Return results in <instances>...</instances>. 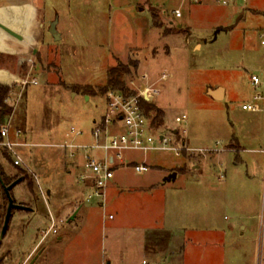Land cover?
<instances>
[{
	"label": "rangeland",
	"instance_id": "obj_1",
	"mask_svg": "<svg viewBox=\"0 0 264 264\" xmlns=\"http://www.w3.org/2000/svg\"><path fill=\"white\" fill-rule=\"evenodd\" d=\"M37 4L45 41L28 77H34L36 83H12L6 99L11 106L7 118L10 137L31 143L17 147L29 170L14 166L0 145V229L7 206L1 182L7 185L20 179L9 194L14 203L29 205L34 212L11 210L0 239L1 264H100L101 259H112L113 264H177V251L171 245L177 238H185L188 245L189 233L178 228L189 219L185 217L188 200L171 195L164 198V189L150 184L162 183L157 177L159 166L178 172L168 185L181 188L192 180L189 171L179 170L183 158L190 161L197 156L185 151L179 155L162 150L123 152L124 158L146 159L148 169L135 171L126 160L114 171L104 205L98 206L96 200L85 199L83 186L76 180L78 167L59 144L92 139L93 120L105 112L104 93L98 85L104 82L106 70L117 62L137 61V67L130 65L122 79L128 91L140 93L146 86L152 90L153 99L143 100L166 112L165 125L162 122L156 128L163 131L182 126L188 146L222 147L223 142L215 139L223 131L231 132L236 117L250 113L241 109L236 85L249 89L251 73L260 74L264 69V47L258 37V27L264 24V0H233L228 5L187 0H37ZM176 7H180L181 17L171 15ZM53 21L59 39L47 29ZM178 21L183 23L181 31L176 30ZM164 28L176 35H162ZM14 61L7 59L9 65ZM20 70L24 76V69ZM72 83L90 84L94 92L88 98L72 95ZM219 84L227 92L235 88L233 99L209 98L206 86ZM181 114L186 121L177 124L174 118ZM16 127L22 133L14 138ZM70 127L81 134L71 133ZM252 155L258 162L249 166L233 164V152H228V165L214 166V160L209 161L211 170L205 178L216 185L228 182V186L226 202L209 204L208 209L221 230L227 224L231 228L221 249L192 250L184 264H196L197 260L203 264H256L259 226L254 232L249 226L240 228L242 222L258 223V216L254 220L244 215L257 206L262 213L264 205V160L261 154ZM220 174L223 176L218 177ZM49 179L71 186L72 197L65 196L70 202L41 196L39 187L44 191ZM244 179L246 186L241 183ZM70 203L79 209L75 220L65 216ZM55 204L64 207L56 212ZM51 218L54 225L48 231ZM155 255L161 257L160 263Z\"/></svg>",
	"mask_w": 264,
	"mask_h": 264
},
{
	"label": "crops",
	"instance_id": "obj_2",
	"mask_svg": "<svg viewBox=\"0 0 264 264\" xmlns=\"http://www.w3.org/2000/svg\"><path fill=\"white\" fill-rule=\"evenodd\" d=\"M17 6H29L28 11V21H27V27L26 31L24 33L11 28L8 26L5 21H3L0 17V22L7 27H9L14 32L18 33L21 38H17L15 36L7 34L5 31L0 29V74L5 73L6 75L12 76V78L8 82H3L0 80V83L6 86H10L12 83L20 84L22 80L29 81L28 77L30 76V72L32 68L34 67L35 58L37 57V53H39L41 46L44 43V29L43 24L44 21L40 14V9L37 4V0H30L26 2H22L20 0H0V10H9L12 7ZM253 11H257V8H251ZM236 12V11H233ZM235 14V13H234ZM181 17V16H180ZM177 27H183V23L181 21H178L176 23ZM264 28L263 26L258 27V31ZM172 35H176L171 33ZM166 34V35H171ZM163 35V34H162ZM185 39H187V35H185ZM167 46V45H165ZM200 47V45H198ZM14 59V64L9 65L7 62V59ZM24 69L22 73H25L24 76H21V70ZM261 73H263L262 77L264 78V69L261 70ZM252 74V73H251ZM34 78V77H32ZM20 82V83H19ZM249 83L252 85L251 81ZM27 84V83H26ZM73 84V83H72ZM239 85V84H238ZM236 85V91L238 90L237 94L241 99V104L247 101H251L252 94L254 92L253 86L249 89L244 90V87H240ZM261 90L263 89V86L260 87ZM219 91V98H215L214 95L210 93L211 91L216 92ZM235 88H231L229 92H227V88L221 84L216 86L208 85L206 86V94L209 96V98L213 100H225L226 98L233 99V92ZM72 91V90H71ZM75 92L72 91V95H74ZM214 94V93H213ZM89 96H87L88 98ZM240 104V105H241ZM259 109L257 111H250V113L240 115L236 117V120L234 123L235 127H231L232 130L230 133H226V131H223L221 136L216 138L215 140H219L223 142V146L220 148H213L214 150H211L209 152V155H196V158H193L190 161H187L183 158V161L181 163V166L179 167V170L183 173L186 171H189L192 180L186 184H183L181 188H174L170 187L168 184L171 183V181L175 180L178 172H176L175 178H170L169 180H166L165 178L173 171V168H162L157 166V172H158V178L163 179L162 183H159L158 181L151 182L150 186H158V188L164 189V198L169 197L170 195L174 198L180 197L181 199H187L188 205H189V211L185 215V217H188L187 223L180 224L178 226L179 229H183L185 233H189V237L186 236L188 240V245H185V238H177L175 240V244L171 245V249L177 251L176 256H174L175 261L177 264H184L185 256L186 259L189 258L190 253L192 250L201 249V247L207 248H213L217 247L218 249H221L223 247V237L226 234V231L230 230L231 225L227 224L225 229H220L217 224L215 223L213 219V213L211 212V209H208V205H213L214 203L219 205L221 202H226V190L225 186H228V182L223 183L221 185L213 184L209 179L205 178L209 175V172L211 170V165L209 161H213L212 165H216L217 163L223 164L225 162L226 165L230 164L228 152H233V164H237L239 162L244 163L245 166H249V164L254 165L256 161L258 162V159L254 157V155L251 156V154H261L262 160H264V103L262 101L258 102ZM164 112L163 116V122L165 125V116L166 112L164 109H162ZM257 112H262L263 114H260ZM18 129L22 133L21 128L16 127L15 130ZM14 130V138L17 136L15 135ZM11 138V137H10ZM90 138H92L90 136ZM12 139V138H11ZM15 140V139H13ZM26 142L25 140H22ZM90 141L87 142H80V143H90ZM186 141L188 143V140L186 138ZM62 143V142H61ZM30 142H26L27 146L30 145ZM207 157H205V156ZM254 157V158H253ZM260 158V156L258 157ZM125 161L127 160L128 163L135 164V163H144L148 165L146 159H141L140 161H137L135 158H124ZM253 162V163H252ZM255 162V163H254ZM116 170V169H115ZM223 176L220 174L218 177ZM114 179H111L109 182L106 190H105V198L102 203L97 202L98 206H103L104 202L106 201L107 196V189L112 185V181ZM241 183L243 186L247 185V180H241ZM83 186V185H82ZM160 186V187H159ZM169 186V187H166ZM42 188V187H41ZM60 188V189H59ZM84 189V187H83ZM156 189V188H155ZM85 191V190H83ZM44 193L45 197L48 199L50 198L52 201H57L61 199H66L64 202H70L69 199L67 200V197H65L67 194L68 197H72V188L67 183L64 184V186L59 185L56 181L49 179L46 181V185L44 187ZM61 193V196L59 197V194ZM251 196V195H250ZM254 197L257 199V196L254 195ZM202 206V207H199ZM63 205L57 206V204L54 205V210L56 212H60L61 208H63ZM201 208H204V211H199ZM48 212L50 213V216L53 218V211L49 210L48 204H47ZM78 208H76V205L74 203H70L68 210L66 211L65 216H68L69 220H75L78 218ZM258 206L254 209H251L248 211L247 214L244 215L247 219H254L255 217L259 218V222L257 223H240V228L243 230H246L248 226L250 227V230L254 232L256 230V226L258 224L259 230H258V236H257V250L259 247V237L260 234H263L264 237V205L263 210L261 213V210L258 211ZM34 212V210H32ZM201 213V214H199ZM183 216H181V219ZM186 219V218H185ZM183 220V219H182ZM180 222H182L180 220ZM202 245V246H201ZM264 246V245H263ZM257 254V253H256ZM263 254H264V248H263ZM155 261L157 263H160L161 257L158 255H155ZM165 260V259H164ZM144 260H142V263ZM100 264H113L112 259H101ZM196 264H203L200 260H197Z\"/></svg>",
	"mask_w": 264,
	"mask_h": 264
},
{
	"label": "built area",
	"instance_id": "obj_3",
	"mask_svg": "<svg viewBox=\"0 0 264 264\" xmlns=\"http://www.w3.org/2000/svg\"><path fill=\"white\" fill-rule=\"evenodd\" d=\"M193 3L212 2L217 5H228L233 0H187ZM171 15L175 18L181 16L180 7L172 9ZM173 18L168 20L172 24ZM260 44L264 47V28L258 31ZM263 73L250 75L254 92L251 101L242 103L241 109L257 111L258 102L264 103V78ZM36 83L34 78L29 81L22 80V84ZM263 89L260 90V87ZM105 112L98 119L93 120L90 136V143H80L74 140H64L59 145L66 151L68 160L78 167L76 180L83 185L86 200H96L102 203L105 198V190L114 176L116 168L123 165L125 159L122 155L126 151H170L175 155L186 153L203 155L214 149L193 148L188 146L186 141V128L174 127L164 128L162 131L153 128L150 124V118L145 114L141 106V101L153 99L152 90L146 86L140 93H122L118 90L109 89L104 93ZM264 110V108H263ZM177 124L186 121L184 114L177 115L174 118ZM69 131L76 135L81 131L70 127ZM15 135H21L20 130H15ZM0 145L7 150L15 166H20L29 170L23 157L19 154L17 147L26 145L24 141L13 140L10 138V125L7 120L0 127ZM264 152V147H263ZM135 171H144L148 165L144 163L132 164ZM36 178V177H35ZM41 196L45 198V193L39 187ZM54 221L51 223L48 231L52 230ZM264 237L260 234L259 247L257 250L256 264H264Z\"/></svg>",
	"mask_w": 264,
	"mask_h": 264
},
{
	"label": "trees",
	"instance_id": "obj_4",
	"mask_svg": "<svg viewBox=\"0 0 264 264\" xmlns=\"http://www.w3.org/2000/svg\"><path fill=\"white\" fill-rule=\"evenodd\" d=\"M15 10L11 8L9 10H0L1 19H5V17ZM154 16V15H153ZM171 27V25L169 26ZM176 30L181 31V27L176 26ZM169 29L164 28L162 34H169ZM37 59H39V53H37ZM130 65L134 68L137 67V61H129V63L124 64L121 62H117L116 64L110 66L106 70L105 80L102 84L98 85V90L101 93H105L109 89L118 90L122 93L128 94L133 93L132 91H128V88L125 86L124 80L122 76L129 72ZM12 76L6 74H0V80L3 82H8ZM73 92L80 93L82 95H91L94 92L93 87L90 84H79L73 83L69 87ZM10 91V87L0 84V127L6 122L10 112L11 106L6 103V99L8 98ZM141 106L144 109L145 114L150 118V124L153 128H156L163 122L164 112L162 109L156 107L152 103H148L144 100L141 101ZM12 162V161H11ZM15 166V165H14ZM28 190L32 193V183H27Z\"/></svg>",
	"mask_w": 264,
	"mask_h": 264
},
{
	"label": "water",
	"instance_id": "obj_5",
	"mask_svg": "<svg viewBox=\"0 0 264 264\" xmlns=\"http://www.w3.org/2000/svg\"><path fill=\"white\" fill-rule=\"evenodd\" d=\"M240 17H241V15H239L236 18V20L233 23V25H235L237 23V21L239 20ZM55 24H56L55 21L50 22L48 30L53 35L54 39H59V34L55 30ZM0 29L5 31L9 35L15 36L17 38H21V36L18 33L14 32L13 30H11L9 27H7L6 25L2 24L1 22H0ZM219 91H220L219 89L216 92L210 90V93L212 95H214L215 98H219V96L217 95V94H219ZM175 175H176V172L173 171L165 179L166 180H169L170 178L174 179ZM19 181H20V179H15V180H13L11 183H9L7 185H5V184H3V182H1L3 191H4V193H5L6 197H7V206H6V211H5V215H4L3 225H2V228H1V231H0V238H2L4 236L5 231L7 229L9 217H10V214H11V209L12 208H20V209L29 208V207H27V206H25L23 204L14 203L12 198H11V196H10V194H9V189L11 188V186L14 185L15 183L19 182Z\"/></svg>",
	"mask_w": 264,
	"mask_h": 264
},
{
	"label": "flooded vegetation",
	"instance_id": "obj_6",
	"mask_svg": "<svg viewBox=\"0 0 264 264\" xmlns=\"http://www.w3.org/2000/svg\"><path fill=\"white\" fill-rule=\"evenodd\" d=\"M12 8H14L15 10L10 12V14H8L5 17V19H2V20L5 21V23L8 26H10L11 28H14V29L24 33L26 31V27H27L29 6H17V7H12ZM49 23L50 22H48L47 29L49 27ZM18 204H21V203H18ZM23 205H25V204H23ZM25 206H27L29 208H26V209L17 208V209H19L20 211H30V212H32L33 209L29 205H25ZM2 225H3V223H2ZM0 231H1V229H0ZM2 260L3 259L0 257V264L2 263Z\"/></svg>",
	"mask_w": 264,
	"mask_h": 264
},
{
	"label": "bare ground",
	"instance_id": "obj_7",
	"mask_svg": "<svg viewBox=\"0 0 264 264\" xmlns=\"http://www.w3.org/2000/svg\"><path fill=\"white\" fill-rule=\"evenodd\" d=\"M5 74V73H4Z\"/></svg>",
	"mask_w": 264,
	"mask_h": 264
}]
</instances>
